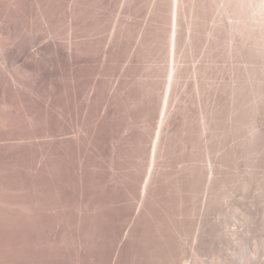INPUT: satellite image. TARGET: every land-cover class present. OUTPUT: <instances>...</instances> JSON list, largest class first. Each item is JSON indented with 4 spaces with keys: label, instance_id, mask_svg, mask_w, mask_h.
I'll return each instance as SVG.
<instances>
[{
    "label": "rangeland",
    "instance_id": "1",
    "mask_svg": "<svg viewBox=\"0 0 264 264\" xmlns=\"http://www.w3.org/2000/svg\"><path fill=\"white\" fill-rule=\"evenodd\" d=\"M0 264H264V0H0Z\"/></svg>",
    "mask_w": 264,
    "mask_h": 264
}]
</instances>
